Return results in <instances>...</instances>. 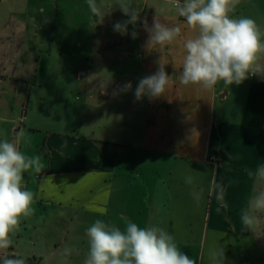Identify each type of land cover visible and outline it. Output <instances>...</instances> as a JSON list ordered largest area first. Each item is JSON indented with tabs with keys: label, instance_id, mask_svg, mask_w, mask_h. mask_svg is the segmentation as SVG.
<instances>
[{
	"label": "crops",
	"instance_id": "0c3cea01",
	"mask_svg": "<svg viewBox=\"0 0 264 264\" xmlns=\"http://www.w3.org/2000/svg\"><path fill=\"white\" fill-rule=\"evenodd\" d=\"M30 1L24 0L25 6ZM98 1H106V11L115 2ZM77 2L80 5L86 0ZM134 2L143 9L141 22L129 24L126 35L114 30L112 34L120 40L113 36L107 56L96 53L100 56L98 67L90 68L91 75L79 74V82L85 81L84 85H69L70 77L60 85L64 100L73 90L82 91L86 100L76 109L70 100L59 108L66 118L68 115L69 126L63 125L59 132L46 137L41 171L35 175L37 182L27 180L29 176L24 173V187L34 194V213L21 220L10 251L22 256L26 264H42L45 255L71 242L79 252L70 259L83 264L86 229L103 219L122 229L127 222L141 228H162L196 264H218L216 255L221 249L224 264H264V222L256 234L244 231L239 218L249 195L245 168L264 163V79L251 77L232 87L221 83L213 92L185 88L179 83L182 39L192 33L183 18L174 12H162L163 23L181 27V38L163 49L148 51L144 47L148 34L142 21L147 19L151 26L156 8L167 6V0ZM147 2L152 5L146 7ZM46 10L41 4L36 13L43 15ZM55 13L62 16L59 4ZM12 15L19 13L11 11L8 17ZM108 16L113 26L117 18L118 22L128 19L118 6ZM78 31L75 26L69 34ZM84 31L94 33L90 28ZM133 31L136 38L131 35ZM10 34L7 27L0 28V96L12 89L5 68L15 60L10 55ZM86 50L87 46L78 47L77 63L87 60ZM160 57L167 64L168 75L173 76L166 98L137 100L139 80L157 71ZM15 82L25 85L29 92L28 80L15 78ZM128 83L131 90L119 91ZM13 90L15 97L19 91L17 87ZM0 108V139H11L21 130L27 138L18 112L8 114L2 102ZM25 112L28 115L23 108L22 114ZM28 144L27 155L31 156L30 140ZM20 147H27L22 139ZM189 177L201 192L199 202L191 196L192 186L186 183ZM213 181L226 190L227 207L219 211L212 193ZM24 235L27 250L22 252Z\"/></svg>",
	"mask_w": 264,
	"mask_h": 264
},
{
	"label": "clouds",
	"instance_id": "9594fccd",
	"mask_svg": "<svg viewBox=\"0 0 264 264\" xmlns=\"http://www.w3.org/2000/svg\"><path fill=\"white\" fill-rule=\"evenodd\" d=\"M94 18V28L102 24L114 7L128 17L116 22L114 30L128 34V25L141 22L143 9L134 0H115L110 11H105L98 0H86ZM238 0H167V6L157 7L152 24L142 21L148 34L144 47L163 49L181 38L179 25L169 26L161 21V13L174 12L183 18L191 36L182 39L183 58L179 83L213 92L223 83L225 87L241 85L251 77L264 79V32L250 17H234ZM136 38L137 33L132 32ZM157 71L141 78L135 89V97L141 100L166 98L173 83L162 57L156 62ZM101 86H104L102 81ZM131 83L119 91L131 90ZM23 130L11 139H0V264H26L14 248V235L23 218L33 215L34 194L24 187V173L41 171L38 156H29L21 150ZM250 181L249 195L240 209V222L244 231L258 233L264 222V163L255 168H245ZM191 187L192 198L199 202L201 192L191 177L186 180ZM225 188L213 181L212 193L220 208H226ZM87 251L83 264H196L181 251L175 239L167 231L156 226L141 228L127 222L124 228L97 219L86 229ZM78 248L63 245L42 259V264H69L70 257L78 254ZM218 264H224L221 249L216 255Z\"/></svg>",
	"mask_w": 264,
	"mask_h": 264
},
{
	"label": "rangeland",
	"instance_id": "374dc122",
	"mask_svg": "<svg viewBox=\"0 0 264 264\" xmlns=\"http://www.w3.org/2000/svg\"><path fill=\"white\" fill-rule=\"evenodd\" d=\"M98 3L104 5L106 1H98ZM25 4L24 0L0 1V28L7 27L8 32L11 33V38L14 40L11 39L12 49L10 55L12 58L15 57L12 65L8 63L5 65L8 82L12 86L11 93L1 95L0 103L2 102L3 109L8 114L15 112V115L18 112V115L23 119L21 126H25L27 138L24 136L21 139L27 147H23V150H21L26 154L28 153L30 140L32 144L31 156L40 157L46 137H49L53 132H59L63 125L69 126L68 115L67 120L61 112L63 109L59 110V108L64 107L66 100L67 103L70 100V105L76 109V105L79 107L86 100L84 93L78 90L66 94L67 99L64 100V92L60 87L63 80L66 79L65 77H70L71 82L68 83L69 85H84L85 81L79 82V74L84 77L91 75L90 68L92 66L98 67L97 60L108 51V44L113 36H117L119 40L120 37L112 34L114 33V27L110 25L109 20L111 18H108L110 16H107L102 24L94 28V18L90 13L87 2H80L81 6L78 5L77 0L67 3L63 0L44 2L42 0H31L29 5L25 6ZM41 4L47 7V10L43 15L41 13L37 15L36 12ZM57 4H59L62 11L61 17H58V13H55ZM151 5L152 2H147L146 7ZM14 10L19 15L8 17L10 12ZM22 13H26V15L23 16ZM166 13L171 15L170 11H166ZM231 15L234 17H250L256 21L260 28H264V0H238ZM115 21H120V18ZM61 25L64 28H61ZM75 26L80 28L79 34H69V30ZM84 28H90L94 33L90 34L89 31L86 34L85 31L83 32ZM5 42V39H3L2 43ZM86 46L88 48L86 52L89 54L87 60L77 63L78 47L85 49ZM96 53H101V55L95 56ZM105 56H107V53ZM98 74H101V72H98ZM15 78L28 80L30 82V85H28L30 86L29 92L31 93L29 94L25 85L20 82L16 83ZM16 87L19 92L14 97L12 92ZM25 104L28 115L26 112L22 114V109L25 108L22 106H25ZM42 113L44 116H42ZM45 113H49V115ZM36 174L38 173L35 171L25 173L29 176L27 180L31 182H37ZM26 238L27 235H24L20 242L22 252L27 250L24 241ZM70 244L71 242H68L66 245L70 246ZM71 262L74 264V260L70 259L69 263Z\"/></svg>",
	"mask_w": 264,
	"mask_h": 264
},
{
	"label": "trees",
	"instance_id": "16d2710c",
	"mask_svg": "<svg viewBox=\"0 0 264 264\" xmlns=\"http://www.w3.org/2000/svg\"><path fill=\"white\" fill-rule=\"evenodd\" d=\"M26 106V105H25ZM25 109H26V107H25Z\"/></svg>",
	"mask_w": 264,
	"mask_h": 264
}]
</instances>
